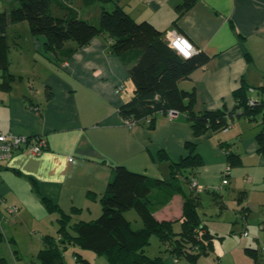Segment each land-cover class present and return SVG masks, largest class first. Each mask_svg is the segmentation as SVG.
Segmentation results:
<instances>
[{"label":"crops","instance_id":"0c3cea01","mask_svg":"<svg viewBox=\"0 0 264 264\" xmlns=\"http://www.w3.org/2000/svg\"><path fill=\"white\" fill-rule=\"evenodd\" d=\"M186 2L53 0L50 11L99 24L103 7L120 4L135 21H149L165 36L176 28L207 53L209 61L181 80L179 87L194 94L196 113L233 112L228 130L200 137L184 113L171 119L159 112L153 124L127 125L120 106L134 95L129 69L137 55L127 52L124 60L114 54L108 33H100L82 48L69 41L63 52L55 53L46 48L45 36L33 35L25 21L10 23L9 66L0 69V132L43 137L47 148L37 155L18 151L0 162V264H34L31 260L38 257L45 235L61 238L64 217L70 232L80 221L97 219L102 196L121 165L158 181L151 200L160 221L181 219L185 197L198 196L196 190H212L221 204L226 202L224 190L238 197L230 212L240 216L242 235L250 226H255L256 234L248 232L244 237L248 241L230 249L223 248L224 237H216L215 256L202 264H226L224 257L232 251H238L240 258L242 249L248 255L247 248L258 251L257 242L264 237V156L256 139L262 114L256 120L243 115L235 91L251 86L256 93L247 92V97L259 95L264 100V0H195L184 8ZM19 5V0H0V12ZM14 59L22 65L13 66ZM119 85L124 89L116 93ZM188 142L196 143L195 153L203 164L175 173L180 185L173 191L168 185L173 179L171 166L192 153ZM227 151L239 154L241 164L232 167L229 182L223 184ZM44 198L55 208L49 209ZM14 205L19 210L12 213L9 207ZM66 250V264H78L77 254L93 261L79 245H68ZM173 258L167 263L181 264Z\"/></svg>","mask_w":264,"mask_h":264},{"label":"trees","instance_id":"16d2710c","mask_svg":"<svg viewBox=\"0 0 264 264\" xmlns=\"http://www.w3.org/2000/svg\"><path fill=\"white\" fill-rule=\"evenodd\" d=\"M90 4L95 1L109 2L111 0H83ZM114 1V0H113ZM116 1V0H115ZM195 0H187L184 8H189ZM20 5L11 11L0 12V69L9 66V43L6 31L10 23L27 21L31 33L46 38V48L55 53L63 52L67 42H75L79 48L86 46L92 38L102 32L111 37V51L126 59L127 52L135 51L137 61L129 69L134 83L133 97L120 106L124 118L142 120L149 118L152 123L155 114L176 109L184 113L191 122L196 137L208 132L217 133L230 127L229 117L232 112L226 110L203 111L196 113L193 108L194 94L179 87V82L189 76L196 68L209 61V55L199 51L190 58L182 57L172 49L164 33L149 21H135L120 4L113 9L102 8L99 24H93L78 16L60 17L53 15L50 6L53 0H19ZM182 8V7H181ZM249 87L235 91V97L244 110L243 115L256 120V115L262 114V128L256 139L259 151L264 156V100L257 106H249L247 97ZM190 100L186 104L185 99ZM153 124V123H152ZM191 154L179 163H172L173 179L168 185L173 191L178 190L179 181L175 173L187 168H197L203 164L201 156L195 153V142L186 144ZM226 148L225 145H222ZM228 150V148H226ZM229 167L241 164L239 154L227 151ZM154 183L146 175L133 172L125 166L115 169V177L109 183L102 196V214L92 221H80L73 225L70 232L66 225V217L62 219L58 239L53 235L43 237V248L38 258L43 264H66L63 252L68 245L76 244L84 250L97 254H106L112 264H168L161 256L154 258L144 253V247L149 243L152 233H157L163 242H169L173 257H186L196 263L199 256L213 251V235L202 221L198 207L197 195L185 197L183 205L182 224L179 233L173 232L175 221H160L154 214L151 189ZM49 209H54L53 203L44 198ZM135 209L143 221V227L134 229L125 212ZM258 263V251L246 249ZM78 264H92L90 260L77 254Z\"/></svg>","mask_w":264,"mask_h":264},{"label":"rangeland","instance_id":"374dc122","mask_svg":"<svg viewBox=\"0 0 264 264\" xmlns=\"http://www.w3.org/2000/svg\"><path fill=\"white\" fill-rule=\"evenodd\" d=\"M23 24L25 25L26 28L29 27L27 21L23 22ZM13 61H14V63H12L13 66L17 64L22 65V62L19 61L18 59H14ZM257 123L258 121L252 122L253 125ZM221 174H222L221 176L223 177V173ZM230 176L231 174H229V177ZM185 184L186 187H188V182H186ZM192 187L197 189L198 183L196 186H194L192 182ZM195 192L198 194V201H199L198 210L203 223L207 225V228L213 235L224 237L222 243L224 249H230L234 247L241 240L248 241L246 238H244L245 235H242V232H244L245 230H243L240 216L238 217V215L236 216V214L230 212L233 211L232 208H234V204L238 202L237 196H235L232 192L229 191L227 192L224 190L223 191L225 193L224 199L226 200V202L225 204H221L217 202L218 197L215 195V193L212 190H206V189L202 191L196 190ZM241 212L242 210L240 211L239 209V215L241 214ZM126 213L125 216L129 221H131L132 227L134 229H140L143 227V221L135 209L127 211ZM181 228H182V224L180 223V221H175L173 223L174 233H179L181 231ZM248 228H249L248 232L250 236L256 234L255 226H250ZM214 239H213V248H214ZM257 243L259 246L255 248H258V263H256L255 258L248 255L246 251L243 249L240 250L241 253L243 254L242 258L237 256L238 251H232L229 252L224 257L225 263L226 264H264V250L261 249V247L264 245V237ZM170 247L171 245L169 242H163L157 233H152L149 243L144 247V253L151 258H154L156 256H161L164 261L170 262L174 259L170 252ZM71 251L72 249L70 248V250H68L67 253H71ZM85 251L86 253H88V255H92L93 257L92 264H112V262L110 261L109 257L106 254H97L91 250H85ZM68 255L70 256V254ZM208 256L211 257L215 256V253L213 251H210L208 254L200 255L196 263H192L186 257L176 258V260L178 262H181V264H202L206 259V257ZM67 260H70V258H68ZM31 261H34V264L41 263L38 257H35Z\"/></svg>","mask_w":264,"mask_h":264},{"label":"built area","instance_id":"2783aa9c","mask_svg":"<svg viewBox=\"0 0 264 264\" xmlns=\"http://www.w3.org/2000/svg\"><path fill=\"white\" fill-rule=\"evenodd\" d=\"M165 39L168 45L178 52L184 58H190L194 54L199 52V49L180 31L176 28L170 29ZM124 89V85H119L116 89V93H120ZM248 92L250 94L256 93V89L254 87L249 86ZM260 96L253 95L249 96L247 100V104L249 106H257L260 104ZM180 111L176 109H169L164 114L169 118L176 117ZM142 120H136L127 118L126 123L130 127L138 125ZM149 118L146 119V122H150ZM229 127L225 128L228 130ZM47 148V141L43 137H29L25 135H17L14 133H2L0 132V162L6 159H9L12 155H14L18 151H29L33 155L40 154ZM229 174H231V168L228 166L223 171V184H227L229 182ZM193 185L196 186L197 182L193 181ZM19 210L18 206H10L9 211L14 213ZM248 235V232L244 233ZM264 250V247H263Z\"/></svg>","mask_w":264,"mask_h":264},{"label":"bare ground","instance_id":"6f19581e","mask_svg":"<svg viewBox=\"0 0 264 264\" xmlns=\"http://www.w3.org/2000/svg\"><path fill=\"white\" fill-rule=\"evenodd\" d=\"M260 99V101H261V98H259ZM181 113V112H180Z\"/></svg>","mask_w":264,"mask_h":264}]
</instances>
